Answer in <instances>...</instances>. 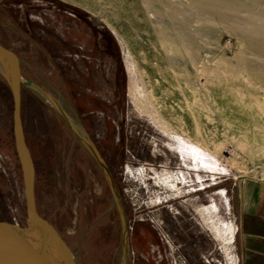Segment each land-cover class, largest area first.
I'll use <instances>...</instances> for the list:
<instances>
[{
  "label": "rangeland",
  "instance_id": "374dc122",
  "mask_svg": "<svg viewBox=\"0 0 264 264\" xmlns=\"http://www.w3.org/2000/svg\"><path fill=\"white\" fill-rule=\"evenodd\" d=\"M170 1L186 8L185 0ZM153 13L141 0H0V44L17 57L21 78L36 84L20 89L35 208L78 264H121L119 210L75 132L93 145L119 195L125 264H234V186L264 180V153L236 120L240 100L259 92L238 73L246 45L223 25L206 31L194 19L193 30L202 31L197 59L178 50L173 66ZM3 86L0 77V222L23 227ZM130 90L152 98L175 132L158 129ZM196 241L198 257L186 249Z\"/></svg>",
  "mask_w": 264,
  "mask_h": 264
},
{
  "label": "bare ground",
  "instance_id": "6f19581e",
  "mask_svg": "<svg viewBox=\"0 0 264 264\" xmlns=\"http://www.w3.org/2000/svg\"><path fill=\"white\" fill-rule=\"evenodd\" d=\"M185 1L186 8H181L170 0H141L144 9L146 11L153 9L159 20V29L155 34L157 38L168 45L169 51L172 52L173 56L168 58V61L173 66L177 65L178 67L179 65L178 50L185 49L186 56L191 63L197 59L200 48L197 38L202 31L193 30L194 19L202 22L206 31L212 25L220 24L243 40L247 52L239 61L238 73L252 86L251 88L254 87L259 92L257 100L252 101L245 97L240 100L236 105V120L244 132L252 131L254 133L252 139L254 146L264 153V0ZM130 93L134 99V106L147 114L158 129L171 134L175 132L168 124V120L152 107V98L147 99L141 91L134 94L130 90ZM241 95L244 96V94ZM185 104V109L191 112L187 101ZM259 141L261 145L258 143ZM247 147L246 143L240 145L242 149ZM219 148L221 146L217 148V151Z\"/></svg>",
  "mask_w": 264,
  "mask_h": 264
},
{
  "label": "water",
  "instance_id": "95a60500",
  "mask_svg": "<svg viewBox=\"0 0 264 264\" xmlns=\"http://www.w3.org/2000/svg\"><path fill=\"white\" fill-rule=\"evenodd\" d=\"M0 77L8 88L12 102L11 126L13 148L21 176L25 214V225L23 227L0 222V264H78L69 247L61 239L57 231L39 216L36 211L34 202V166L25 142L20 118V89L21 87L36 86V84L30 80L24 81L21 78L17 57L1 44ZM54 105L65 123L71 127L70 121L65 114L55 103ZM73 135L85 146L101 170L111 191L113 200L117 205L122 221L121 264H125L127 257L125 218L111 175L90 141L78 133L73 132Z\"/></svg>",
  "mask_w": 264,
  "mask_h": 264
},
{
  "label": "crops",
  "instance_id": "0c3cea01",
  "mask_svg": "<svg viewBox=\"0 0 264 264\" xmlns=\"http://www.w3.org/2000/svg\"><path fill=\"white\" fill-rule=\"evenodd\" d=\"M232 210L235 217L233 234L234 264H264V180H239L232 196ZM188 250L197 252L198 241ZM202 255V254H200Z\"/></svg>",
  "mask_w": 264,
  "mask_h": 264
},
{
  "label": "trees",
  "instance_id": "16d2710c",
  "mask_svg": "<svg viewBox=\"0 0 264 264\" xmlns=\"http://www.w3.org/2000/svg\"><path fill=\"white\" fill-rule=\"evenodd\" d=\"M3 88H4L5 92L7 93V95L10 96V95H9V92H8V90H7V88L4 87V86H3Z\"/></svg>",
  "mask_w": 264,
  "mask_h": 264
}]
</instances>
